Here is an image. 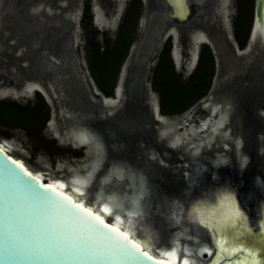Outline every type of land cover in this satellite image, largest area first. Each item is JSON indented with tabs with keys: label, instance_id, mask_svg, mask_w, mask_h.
<instances>
[{
	"label": "flooded vegetation",
	"instance_id": "af4514ba",
	"mask_svg": "<svg viewBox=\"0 0 264 264\" xmlns=\"http://www.w3.org/2000/svg\"><path fill=\"white\" fill-rule=\"evenodd\" d=\"M180 1L0 0V86L10 83L21 91L33 83L44 89L55 108V95L60 94L64 96L60 100L71 112H74L71 109L74 103L77 108L81 106L85 112H92L94 115L90 117L93 119L105 121L111 118L117 124L125 119L129 128L124 129L128 131L124 134L139 137V144L144 141L150 154L149 147L156 145L158 149H164L171 145L173 137L161 134L162 127L167 125L161 117L182 113L165 115L160 108L155 110L158 100L151 94L154 69L168 60L175 74L188 78L197 68L203 50L208 47L211 50V44L218 45L227 59L232 55L235 57L237 73L226 87V93L232 96L231 102L228 104L221 97L213 98L208 113L213 105H218L212 117L226 111L228 119L215 142L205 141L198 152H193V146L186 149L188 143L177 145V158L189 161L191 171L197 164L195 160H201L209 182L232 177L237 186L236 198L245 215L248 212L259 218L261 210L259 220L264 222V137H259L260 132L264 133V42L256 41L248 54H236L221 0H182V7ZM181 13L184 17H180ZM197 32L204 33L209 39L197 40ZM125 34L129 35L126 53L112 91L107 96L98 95L100 90L96 89L88 65V53L97 57L100 50L114 46L101 37L110 35L109 39L114 40L116 46ZM246 45L239 44L240 50ZM96 48L99 49L97 54ZM123 65L126 69L121 81L123 96L119 102L115 87ZM89 76L94 79V84ZM33 91L44 98L39 87ZM90 95L98 100H93ZM105 98L113 99L114 103L106 104ZM228 128L232 135L230 139L224 135ZM109 131L113 135V130ZM240 135L243 144L237 146ZM224 144L231 146L227 149ZM244 153L250 155L248 160L241 158ZM223 156L228 158L221 162ZM216 160L219 162L215 163ZM256 233L258 230L249 234Z\"/></svg>",
	"mask_w": 264,
	"mask_h": 264
},
{
	"label": "rangeland",
	"instance_id": "374dc122",
	"mask_svg": "<svg viewBox=\"0 0 264 264\" xmlns=\"http://www.w3.org/2000/svg\"><path fill=\"white\" fill-rule=\"evenodd\" d=\"M221 1L227 31L234 44L236 54H248L253 44L256 41V43L259 42L258 39L252 41L250 39L255 1L226 0V3L224 0ZM115 25L116 23L113 24L112 27H115ZM109 36L106 35L101 38L103 41H110V45L114 46L111 49L107 48L106 50H100V61L102 60L101 55H103V57L106 55L111 56V54H114L116 49L119 48V44L115 46L116 43H114V40L112 42ZM237 37L241 40H245V44L247 45L244 50H240ZM207 38L209 39L208 36ZM262 41L264 42V38ZM211 46V50L208 46L207 47L213 59L214 69L210 87L206 94L181 114L161 117L167 123L166 127L161 129V134L168 136V138L173 137L170 140V144L176 143L177 145H184L188 143L186 149H188L189 146H193V152L200 151L201 145L205 141L208 142L211 140L215 142L218 136L217 134L220 133V128L222 126L215 132L214 125L218 122L221 113L218 112V116L213 118L211 114L216 112L211 111L210 114L208 113L210 104L213 98L216 97L226 99V103L228 104L231 102L232 96L230 93H226V87L232 83V79L237 73L235 71L237 64L235 57L232 55L230 58L232 60L229 58L227 59L219 50L218 45L215 47L211 44ZM206 58L208 59V55L204 57L205 60ZM125 69L126 65H123L118 83H121L123 80ZM188 70L190 71L191 69ZM89 77L94 84V79L91 76ZM183 79H187V77ZM38 86L40 87V85ZM0 88L3 89L0 90V108L3 106L4 109L9 111L13 109L23 110L28 116L21 121H16L17 119L15 120L10 117L3 119L0 116V145H4L10 154L22 160L33 172L43 174L47 181L53 178L68 182L77 179L85 181L87 183L85 197L88 202L95 203L97 193L105 194L106 199H117L118 205L123 207V213L131 210L132 207L141 209L140 203L144 194V188L142 186V180H138L136 176L137 173L143 172L144 176H147L149 183L157 187L161 195L153 199L154 202L152 201L153 203L148 206L147 211L144 212L142 216L132 218L133 222L136 223L138 235L148 237L151 244L157 248L163 246L169 247L170 241L181 243L185 248L187 246L191 247V254L194 256L196 264L208 263L206 256H197L193 254L195 253L193 251H197L202 244L206 243L211 245L212 243L210 233H208V230L204 226L205 223L201 224V220L205 221L202 211L214 205L216 201L219 202L217 195L219 188L228 187L235 195V188H237V186H235L236 181L232 177H228L216 184L214 182H209L206 179L208 173L200 175L201 170L205 169V165L201 160H195L197 164L194 167V172L191 173L192 164L189 161L178 159L177 152L169 150L167 147L158 149L159 146L157 145L158 147H155V145L149 147L152 152L150 151L151 153L148 154L147 149L144 147V141L139 144V137L127 133L128 135L125 136V138L126 142H128V146L125 150H117V153L119 155L124 154L128 159L133 160L134 169L128 170L125 168V165L128 163H120L118 160L112 159L113 152L104 145L92 127L88 125L86 116L90 117L94 115L92 112H85L81 106L77 108L74 103L71 104V109H73L74 112H71L60 100L64 97L60 94L58 96L55 95L57 107L55 108L54 101L41 87L40 89L43 90L44 98L38 96L33 90L28 92V90L22 89L20 91L17 86L10 83H3V87L0 86ZM96 89L98 90L99 88L96 86ZM100 93H102L103 96H107L101 90ZM151 94L155 100H158L156 91H151ZM90 97L95 101L98 100L94 96L90 95ZM121 97L119 98V102H121ZM59 100L61 103H59ZM110 101L114 103L113 99L105 98L104 100L107 104H111ZM223 114L226 116V119H228V112L225 111ZM202 121H206V126L203 127V129L195 131L203 125ZM82 129L89 134L90 139L87 143L80 145L74 141V134L72 133L75 130ZM109 134L113 137L111 133ZM224 134L226 139L232 138L230 128H228ZM259 137L263 138L264 133L260 132ZM236 141L237 146H241L243 144L242 136H238ZM112 146L114 145L111 144V147ZM171 146L173 145L171 144ZM230 146L229 144H224V147L227 149H229ZM160 150L162 152H160ZM249 156V154L244 153L243 159L248 160ZM226 158L228 157L223 156L220 161L223 162ZM106 162L110 163L109 166L105 165ZM216 162L219 161L216 160ZM72 173L74 174L69 178ZM196 174L197 176L200 175L199 179L196 177L195 179L193 178ZM69 179L71 181H69ZM184 180H186L185 183H183ZM140 181L141 183L138 187L137 183ZM240 182L243 183V180H240ZM189 184H194V186L188 188L187 185ZM129 188L131 191L128 190ZM168 198H175L177 203L176 201L169 203ZM163 199L166 201L165 207H167L168 210L171 209V206H169L170 204L174 205V208L177 206L182 208L177 222L170 224L168 218H165L163 213L158 210L151 213L153 205L160 204ZM178 200H180V202ZM236 201L239 204L237 198ZM198 204L200 206V212L196 215L197 221L195 223L204 230L203 232L208 237L199 232L200 229H198L193 222L194 219L189 220L193 212H195L193 207H196ZM263 207L264 205H262V208ZM260 213L261 210L259 211V218L253 217L248 212L246 213V217L248 218L246 222L250 233L256 232L257 230L259 234L262 233L261 224L263 221L259 220ZM125 218H127L126 215ZM255 222L257 223V229L255 227ZM250 223L251 227H253V231L249 226ZM244 226L246 227V225ZM205 230H207V232ZM185 254L184 256H187V254Z\"/></svg>",
	"mask_w": 264,
	"mask_h": 264
},
{
	"label": "water",
	"instance_id": "95a60500",
	"mask_svg": "<svg viewBox=\"0 0 264 264\" xmlns=\"http://www.w3.org/2000/svg\"><path fill=\"white\" fill-rule=\"evenodd\" d=\"M254 1L250 39L251 41L254 39L262 41L264 38V24L261 21L264 20V0ZM181 17H183V14ZM255 26L256 29L254 30ZM119 84L117 82L115 94ZM96 94L101 95L99 91ZM214 107H216V110L219 108L218 105H213L212 108ZM158 108L157 102L155 110L157 111ZM86 121L104 145L113 152L112 159L118 160L120 163L127 162L128 164L125 165V168L128 170L134 169L133 160L128 159L124 154L119 155L117 153V150H125L128 146L125 138L127 134L123 132L124 129L129 128L126 120H121L117 124L111 118L102 121L90 117L86 118ZM109 130H113V137L109 134ZM78 131L75 130L73 134H76ZM111 144L114 146L111 147ZM166 147L174 152L178 149L177 146L170 145ZM15 157L7 150H3V153L0 154V264H153L152 260L146 259L140 253L136 254L138 258L125 257L119 251L97 242L94 237L77 231L59 209L48 200L43 199V197L50 194L44 193V189H39L36 183L39 182V184L55 188L58 192H64L67 195L70 194L45 182L46 179H39V177L31 172L30 168H27L29 166L20 163ZM12 161H16L17 164H13ZM109 164V162L105 163L107 166ZM18 165H23V169H20ZM24 170L36 177V181H32L27 177L24 174ZM192 172H194V168ZM204 173H206V170L202 169L200 175H204ZM136 178L142 180L143 183L144 194L140 207L144 213L147 211L148 206L154 202L153 199L159 197L161 193H159L160 191L157 187L149 183L147 176H144L143 172L137 173ZM126 182L128 183L127 179ZM214 183H219V181H214ZM190 186H194V184L187 185L188 188ZM128 190L131 191L130 188ZM103 195L105 198V194ZM73 199L77 203H81L74 197ZM173 201H176L175 198H168L169 203ZM178 201L180 202V200ZM160 204L153 205L151 213L158 210L163 213L165 218H168L170 224L177 222L182 208L177 206L173 210H167ZM84 206L88 207L87 205ZM92 211L96 213L95 210ZM105 222L111 223L109 220H105ZM194 224L200 229L199 232L201 234H205L204 230L197 223L194 222ZM113 226L117 227L114 224ZM249 226L251 228V223ZM118 228L126 232L123 228ZM128 235L129 239L141 246L142 252H147L154 259H167L148 252L133 235ZM259 237V233H256L251 235V237H241L236 240H252L257 246L253 249L258 250ZM174 244H176L174 241H170V246ZM178 244L180 255H184L185 247L181 243ZM244 245L249 247L248 243H244ZM188 248L191 250V247ZM206 253L203 251V254ZM244 254L246 253L242 251L235 258H240ZM231 259L232 257H226L228 261Z\"/></svg>",
	"mask_w": 264,
	"mask_h": 264
},
{
	"label": "snow or ice",
	"instance_id": "6c2138e0",
	"mask_svg": "<svg viewBox=\"0 0 264 264\" xmlns=\"http://www.w3.org/2000/svg\"><path fill=\"white\" fill-rule=\"evenodd\" d=\"M264 24V20L261 21ZM89 134L87 132H82L80 134V139L83 143H87L89 140ZM3 153V149L0 148V154ZM13 164H17L16 161H12ZM20 169H23V165H18ZM24 174L29 177L32 181H36V177L32 176L31 173L24 170ZM60 188L67 187L64 183L58 182ZM73 184H85L83 180H75ZM39 189H44V193L50 194L43 197V199L51 202L57 209H59L63 215L71 222L72 226L79 232L94 237L97 242H100L111 249L119 251L125 257L128 258H138L137 253H140L143 257L148 260H152L153 264H177V252L173 248L171 251H165L162 253L167 259H154L152 256H149L147 252L141 251V246L138 243H135L129 239V235L126 232L120 230V228L113 226L111 223L105 222L103 216L99 213L103 212L109 217L113 218L116 222H122V214L126 215L127 222L131 225L133 224V217H140L143 215V211L139 208L133 207L131 210L123 213V207H121L120 214H113L112 209L109 208L107 204H104L98 212L94 213L91 207H85L83 203H77L72 196L67 195L64 192H58L55 188L36 183ZM73 192L77 193L79 196H84L85 193L81 191L80 188L73 187L71 189ZM218 200L220 202V214L222 216L221 223L226 225L225 231L221 234L215 230L211 229L210 225H204L206 228H209L212 231L213 242L218 249V259L215 261V264H221L222 261L226 260L227 257H236L238 253H241V248H229L225 246V239H232L237 244L248 243L249 248L253 249L257 246L253 243L252 240H236L235 235L239 228L231 227L233 219L237 224L242 225L244 221V215L235 206L236 198L232 193L231 189L225 187L218 190ZM216 211V210H214ZM201 224H204V221L201 220ZM261 227L264 228V222H262ZM244 235H253L249 233H243ZM221 235L223 239H221ZM259 246L257 256L256 251H248L246 256H241L238 259L229 260L228 264H264V233L259 237ZM205 252H208L209 255L212 253L208 248L204 249ZM223 253L224 255H220ZM182 264H189L188 260H183Z\"/></svg>",
	"mask_w": 264,
	"mask_h": 264
},
{
	"label": "trees",
	"instance_id": "16d2710c",
	"mask_svg": "<svg viewBox=\"0 0 264 264\" xmlns=\"http://www.w3.org/2000/svg\"><path fill=\"white\" fill-rule=\"evenodd\" d=\"M128 37L129 35L125 34L119 38V48L116 49L114 56L103 57L101 55L102 60L100 61V56L97 58L88 53V65L91 73L99 90L106 95L111 93L115 84L119 67L126 53ZM237 39L240 46H243L245 40H241L239 37ZM95 52L99 53V49L96 48ZM206 55H208V59L205 60ZM212 73L213 61L208 49L203 50L197 68L187 79L175 74L168 60H164L158 68L154 69L155 76L152 80V88L158 94L160 112L165 115H173L186 110L206 94L210 87ZM0 109V116L3 119L10 117L21 121L28 117L23 110L9 111L3 106Z\"/></svg>",
	"mask_w": 264,
	"mask_h": 264
},
{
	"label": "bare ground",
	"instance_id": "6f19581e",
	"mask_svg": "<svg viewBox=\"0 0 264 264\" xmlns=\"http://www.w3.org/2000/svg\"><path fill=\"white\" fill-rule=\"evenodd\" d=\"M225 1V3H226V0H224ZM173 2H175V1H173ZM182 1H180V5H181V7H182V3H181ZM222 2V1H221ZM169 3H170V1H169ZM185 6V5H184ZM178 7V6H177ZM187 8V7H186ZM178 9H179V7H178ZM187 10V9H186ZM180 12V11H179ZM176 14V13H175ZM182 14V13H181ZM181 17V16H180ZM184 17V16H183ZM179 18V17H178ZM181 19V18H180ZM256 29V26L254 27V30ZM173 31L175 32V34H176V30L175 29H173ZM198 33V32H197ZM195 38L197 39V40H200V39H205L206 40V36L204 35V33H202V32H199L196 36H195ZM26 88V90H28V92L29 91H31V90H33V88H35V87H39L38 85H34L33 83H29V84H27V86H25ZM40 88V87H39ZM38 89V88H37ZM122 92H123V87H122V84L120 83L119 85H118V87H117V89H116V94H117V97H121L122 96ZM119 99V98H118ZM112 101V100H111ZM111 101H110V103H111ZM108 102V101H107ZM116 102V101H115ZM107 104V103H106ZM111 104H113V103H111ZM211 111L212 112H215L216 111V107H214V108H212L211 109ZM220 111V110H219ZM109 113H110V111H109ZM159 118V117H158ZM160 120V119H159ZM225 120H226V116L223 114V113H221L220 115H219V119H218V122L214 125L215 127H214V130H215V132L217 131V129L219 128V127H221V126H223V124L225 123ZM208 121V120H207ZM203 122V125L202 126H200V128H198V129H196L195 131H197V130H200V129H203V127H205L206 125V121H202ZM213 130V131H214ZM82 132H85V130L84 129H82V130H79L76 134H74V141H76L78 144H80V145H83L84 143L81 141V139H80V134L82 133ZM163 132V131H162ZM71 133V132H70ZM225 133V132H224ZM73 134V133H72ZM225 135V134H224ZM177 141V140H176ZM179 141V140H178ZM211 140H209L208 142H210ZM173 146H175V145H177L176 143H171ZM0 147L3 149V150H7L8 151V149L4 146V145H0ZM241 158H243V157H241ZM227 159V158H226ZM18 161L20 162V163H23V164H25L22 160H20V159H18ZM215 163H218V162H215ZM242 165H243V163H241ZM26 165V164H25ZM98 166H100L99 164H97ZM28 168V167H27ZM95 169V168H94ZM31 170V169H30ZM31 172L33 173V174H35L37 177H39V179H41V180H43V179H45V177L43 176V174H41V173H35V172H33L32 170H31ZM93 174V173H92ZM77 175V174H76ZM187 175V174H186ZM76 177H78V176H76ZM87 177V176H86ZM195 177L197 178V179H199V177H200V175H198L197 176V174L196 175H194V179H195ZM88 178H89V176H88ZM93 178V177H92ZM77 180H79V179H77ZM93 180V179H92ZM69 181H71L70 179H69ZM73 181H75V180H72L71 182H68V181H63V180H61V179H50V180H45V182H48V183H50L51 185H53V186H55V187H57V188H59L60 190H62V191H66L68 194H70V195H72L76 200H78V201H80L81 203H83L84 205H87L88 207H91V209L92 210H95L96 212H98L99 211V209L104 205V204H107L108 206H109V208L110 209H112V212H113V214H120L121 213V207L118 205V202H117V199L116 198H109V199H106V198H104L103 196V194H101V193H97L96 194V197H97V199H95V203H91V202H88L87 201V199H86V197H85V195L84 196H79L77 193H75V192H73L71 189L73 188V187H76V188H80L81 189V191L82 192H86V188H87V183L85 182V184H83V185H81V184H73L72 182ZM91 181V180H90ZM58 182H62V183H64L67 187H65V188H60L59 187V183ZM130 183V182H129ZM140 183H141V181L140 182H138L137 184H138V187L140 186ZM194 183V182H193ZM108 198V197H107ZM131 201V200H130ZM165 200L163 199L162 200V206H166L165 205ZM214 203V202H213ZM134 204V203H133ZM160 204V205H161ZM263 205H264V203H262ZM139 206V205H138ZM169 206H171V209L173 210L174 209V205H169ZM235 206L236 207H238L239 208V210L243 213V215H244V221H243V224L242 225H240V224H237L236 223V221L233 219V222H232V225H231V227H233V228H239L240 229V231H238L237 233H236V235H235V239H238V238H241V237H251V235H244L243 233H250V230L248 229V224H247V222H246V219L248 220V218L246 217V215H245V213H244V211H243V209L241 208V206L237 203V201H236V204H235ZM129 207H130V205H129ZM133 208V207H132ZM167 210H168V208L167 207H165ZM194 209H195V212H193V214H192V216L190 217V219H195L196 217V214L197 213H199L200 212V206H199V204L195 207H193ZM220 208V202H218V201H216L215 202V204L214 205H212V206H209V208H207L206 210H203L202 211V213H203V216H204V223H205V225H210L211 226V229L212 230H215V231H217V232H219V233H223L224 231H225V228H226V225L225 224H223V223H221V221H222V216H221V214H220V210H218ZM170 209V210H171ZM214 210H216V211H214ZM124 211V210H123ZM263 212H264V210H263ZM101 216H103L104 217V219L105 220H109L111 223H113L114 225H116L117 227H121V228H123L128 234H130V235H133L136 239H137V241H139L140 243H141V245L142 246H144L145 248H146V250L148 251V252H150V253H152V254H156V255H159V256H163L162 255V253L163 252H165V251H171V250H173V248H175L176 249V252H177V263L178 264H182V261L183 260H188L189 261V264H196L195 263V258H194V256L191 254V250L189 249V248H185L184 249V251L186 252V254H187V256H182V255H180V253H179V244L176 242V244L175 245H173V246H171V247H165V246H163V247H159V248H157V247H155V246H153L152 244H151V241L148 239V237H143V236H140V235H138V233H137V229H136V223L135 222H133V224H129L128 222H127V219L128 218H125V215H123L122 214V222H116L113 218H111V217H109L107 214H105V213H103V212H100L99 213ZM261 214V213H260ZM244 225H246V227L244 226ZM207 230H208V233H210V238L212 239V243H211V245L210 244H206V243H204V244H202L198 249H197V251H194L195 253H193V254H196L197 256H206L208 259H207V264H215V261L218 259V249L216 248V245H215V243L213 242V236H212V231L209 229V228H206ZM207 230H205L206 232H207ZM262 233H264V228H262ZM261 233V234H262ZM261 234H259L260 236H261ZM221 239H223V236L221 235ZM224 242H225V246L226 247H229L230 249L231 248H236V247H238V248H241V250L242 251H244V253H246V254H244L243 256H246L247 255V253H248V251H256L257 252V256H259V254H258V250H255V249H250L247 245H244V244H237V243H235L232 239H225L224 240ZM205 248H208L209 250H210V252L212 253L211 255H209V253L207 252L206 254H203V251H204V249ZM185 254V255H186ZM239 254V253H238ZM237 254V255H238ZM220 255H224L223 253H220ZM164 257V256H163ZM227 257V256H226ZM166 258V257H165ZM234 259H238V258H235V257H232V259L231 260H234ZM221 264H228V260H225V261H222L221 262Z\"/></svg>",
	"mask_w": 264,
	"mask_h": 264
}]
</instances>
